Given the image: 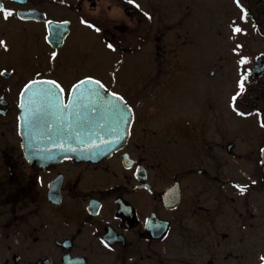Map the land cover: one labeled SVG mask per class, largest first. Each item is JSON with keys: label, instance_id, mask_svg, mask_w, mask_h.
<instances>
[{"label": "flooded vegetation", "instance_id": "1", "mask_svg": "<svg viewBox=\"0 0 264 264\" xmlns=\"http://www.w3.org/2000/svg\"><path fill=\"white\" fill-rule=\"evenodd\" d=\"M0 2L13 12H0V264H264V134L244 125L264 121V72L252 80L264 52L237 60L238 115L211 97L210 59L195 69V43L167 36L161 13L179 0ZM232 2L233 37L244 9L263 35L253 19L264 6ZM87 77L123 97L126 144L98 163H30L19 135L25 85L56 80L67 104ZM43 87L29 90L34 105Z\"/></svg>", "mask_w": 264, "mask_h": 264}, {"label": "water", "instance_id": "2", "mask_svg": "<svg viewBox=\"0 0 264 264\" xmlns=\"http://www.w3.org/2000/svg\"><path fill=\"white\" fill-rule=\"evenodd\" d=\"M263 71L264 67L255 68L252 78ZM75 95L76 103L64 109L50 100L34 106L29 92L23 96L20 135L30 163L48 166L61 159L98 162L127 142L131 121L123 101L94 84H85ZM261 165L264 178V151Z\"/></svg>", "mask_w": 264, "mask_h": 264}, {"label": "rangeland", "instance_id": "3", "mask_svg": "<svg viewBox=\"0 0 264 264\" xmlns=\"http://www.w3.org/2000/svg\"><path fill=\"white\" fill-rule=\"evenodd\" d=\"M232 3V0H179L180 7L175 8L171 13L166 11L161 13L164 17L167 36L170 34V36L180 37L178 42L181 43L191 40L195 43L193 46L187 45V47L196 48L195 69L203 67L205 58L210 59L211 68L213 72L215 71L210 79L211 97H215L222 107L227 106L229 112H232L231 98L238 91V86L235 85L237 71H239L238 62L242 58L250 60L256 54L264 52V34L262 35L250 22L242 23V34L233 37L231 27L238 23L239 13ZM189 5L196 17L195 25L191 24L188 15ZM150 34H154V31ZM194 92L193 87L187 90V94L192 96ZM232 121H234L233 118ZM244 125L254 128L249 132L253 135L264 134L260 120L251 119L248 125L246 123ZM252 262L249 259L246 264Z\"/></svg>", "mask_w": 264, "mask_h": 264}, {"label": "snow or ice", "instance_id": "4", "mask_svg": "<svg viewBox=\"0 0 264 264\" xmlns=\"http://www.w3.org/2000/svg\"><path fill=\"white\" fill-rule=\"evenodd\" d=\"M133 0H129V3H132ZM138 7V5H137ZM0 12L3 13L4 19L7 20L9 17H11L13 15V12H11L10 10H7L3 7L2 2H0ZM145 15H147V13H145ZM246 16V13H245ZM86 23V22H85ZM89 27H94L93 25L89 24ZM96 31H99V28L95 29ZM233 31L235 33H240L242 32V29L239 27H235L233 29ZM5 42L4 41H0V45H3ZM107 47L113 51H115V48L113 47L112 44H108ZM56 53L53 52L52 53V57L55 58ZM247 62V58H242L240 60V64L244 65ZM246 79V75L242 74L241 75V79L238 82L239 85V89L240 91H238L236 93V95H234L231 98L232 101V106H233V110L237 111L238 115H245V113L243 112H239L238 109L235 107V102L237 100V97L241 95V93L244 91V81ZM85 84H94L100 88H103L104 86L101 84V82L99 80H94L92 77H87L84 80H80L78 81L77 84H74L71 86V88L69 89V92L72 93V99L70 100L69 104L65 105L61 99V96L64 93V88L56 81V80H32L29 82V84L25 85L24 91L21 93V103L19 105V107L24 108L25 104L23 103V96L26 95L28 93L29 90H31L32 88H34L37 85H47L48 87L45 89H42L40 91L43 92L44 96L52 101L54 103V105L59 108V109H64V108H71L73 104L76 103V92L77 90L81 89ZM114 98L119 99L121 101H123V97H119L117 95V93L113 92L111 94ZM126 107V105H125ZM261 126L264 127V121L261 122ZM262 151H264V149H262ZM254 183V182H253ZM237 187L240 188V191L243 192L245 191L244 187H241L239 185H237ZM262 260H264V257H261Z\"/></svg>", "mask_w": 264, "mask_h": 264}, {"label": "trees", "instance_id": "5", "mask_svg": "<svg viewBox=\"0 0 264 264\" xmlns=\"http://www.w3.org/2000/svg\"><path fill=\"white\" fill-rule=\"evenodd\" d=\"M244 1H245V3H247V4H252V3H256V2H258V3H260V6H264V0H259V1H255V0H244ZM263 11H264V10H262V9L259 10V14H260L261 18L256 19L257 22H258V21H261L262 18H264V13H263ZM245 13H246V16L249 15L248 12H247L246 10H245Z\"/></svg>", "mask_w": 264, "mask_h": 264}]
</instances>
